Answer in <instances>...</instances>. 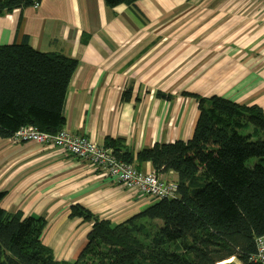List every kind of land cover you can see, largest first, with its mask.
Listing matches in <instances>:
<instances>
[{
	"label": "crops",
	"instance_id": "0c3cea01",
	"mask_svg": "<svg viewBox=\"0 0 264 264\" xmlns=\"http://www.w3.org/2000/svg\"><path fill=\"white\" fill-rule=\"evenodd\" d=\"M25 35L37 50L78 60L64 128L101 146L123 138L137 153L190 139L199 108L184 91L264 110V0H137L115 8L105 0H42L0 15V44ZM140 168L153 170L150 162ZM0 191L5 210L46 219L42 240L66 261L78 257L93 227L71 217L72 206L120 223L155 202L62 148L12 137L0 138Z\"/></svg>",
	"mask_w": 264,
	"mask_h": 264
},
{
	"label": "trees",
	"instance_id": "16d2710c",
	"mask_svg": "<svg viewBox=\"0 0 264 264\" xmlns=\"http://www.w3.org/2000/svg\"><path fill=\"white\" fill-rule=\"evenodd\" d=\"M41 1L0 0V15ZM136 1L105 0L111 8ZM77 66L75 58L35 49L27 35L19 43L0 44V138L29 125L52 134L62 130ZM182 95L198 102L190 139L155 143L137 153L123 138L107 137L104 143L138 170L150 162L158 174L174 172L177 197L157 200L120 223L72 206L70 216L93 227L78 257L66 261L57 260L42 240L46 219L5 210L0 191V264H218L231 257L260 264L253 256L256 239L264 235V110L217 94Z\"/></svg>",
	"mask_w": 264,
	"mask_h": 264
},
{
	"label": "built area",
	"instance_id": "2783aa9c",
	"mask_svg": "<svg viewBox=\"0 0 264 264\" xmlns=\"http://www.w3.org/2000/svg\"><path fill=\"white\" fill-rule=\"evenodd\" d=\"M12 138L16 142L32 141L40 145L62 148L66 154L87 161L94 167L102 169L117 183L155 201L178 196L176 181L168 180L164 174H158L154 169L149 172L138 170L134 165L118 160L111 149L97 144L85 135L71 133L65 128L52 134L29 125L16 131ZM256 245L257 251L253 259L264 264V235L256 239Z\"/></svg>",
	"mask_w": 264,
	"mask_h": 264
},
{
	"label": "bare ground",
	"instance_id": "6f19581e",
	"mask_svg": "<svg viewBox=\"0 0 264 264\" xmlns=\"http://www.w3.org/2000/svg\"><path fill=\"white\" fill-rule=\"evenodd\" d=\"M233 259H234V257L228 258L226 260H223V261L219 262V264H226V263L232 262Z\"/></svg>",
	"mask_w": 264,
	"mask_h": 264
},
{
	"label": "rangeland",
	"instance_id": "374dc122",
	"mask_svg": "<svg viewBox=\"0 0 264 264\" xmlns=\"http://www.w3.org/2000/svg\"><path fill=\"white\" fill-rule=\"evenodd\" d=\"M168 180H170V181H174V180L170 179L169 177H168ZM230 263H231V262H230ZM232 263H234V264H240V262H239V261L237 260V258H235V257H234ZM226 264H228V263H226Z\"/></svg>",
	"mask_w": 264,
	"mask_h": 264
}]
</instances>
